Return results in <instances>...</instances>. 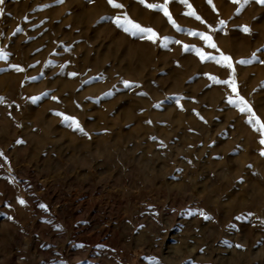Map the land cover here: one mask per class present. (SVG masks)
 <instances>
[{"label":"rangeland","instance_id":"374dc122","mask_svg":"<svg viewBox=\"0 0 264 264\" xmlns=\"http://www.w3.org/2000/svg\"><path fill=\"white\" fill-rule=\"evenodd\" d=\"M115 2L0 4V264H264V6Z\"/></svg>","mask_w":264,"mask_h":264},{"label":"snow or ice","instance_id":"6c2138e0","mask_svg":"<svg viewBox=\"0 0 264 264\" xmlns=\"http://www.w3.org/2000/svg\"><path fill=\"white\" fill-rule=\"evenodd\" d=\"M138 2L141 3L142 5L150 8V9L154 10V11L162 12L164 14V16L168 19V21L170 23H172L173 26H176L174 20L171 17V14L169 13V11L167 9V4L170 2V0H165L164 4H146L145 0H138ZM175 2L183 3L189 9V11L185 12L184 15L192 16L196 20L204 23L202 18L196 14L195 10L188 3V0H175ZM232 2L238 4L237 11L235 13L236 15H240V13L243 11L244 7H246L248 4L253 3V2L259 3L262 6H264V0H232ZM3 3H4V0H0V4H3ZM57 3H63V0H57ZM108 3L110 6H112L114 8H123V5L116 3L115 0H108ZM209 3H211V0H209ZM213 10L215 11L214 6H213ZM0 12H2V9H0ZM114 23H116L117 27L121 28L126 33H129L133 36L139 35V36H141V38H147V39L151 40L153 43L157 42L158 34L153 29L142 27L138 23L131 21L126 14L123 16V18H121L120 16H117L114 20ZM219 23L221 25V28H223V26L225 25V22L223 20H221ZM176 27H178V26H176ZM240 30L244 33H250L251 32V30L247 26H242L240 28ZM17 31H20V29L18 28ZM187 34L191 35V36L198 37L199 39L205 41L206 46L217 49V51H219V49L217 48V45L214 42H212L211 36H209L205 33L195 32V31H189ZM167 39H168L167 37L164 38L165 41ZM175 43H181V42L175 41ZM162 46L166 47L167 45L162 44ZM184 50L185 51H193L194 50L196 52V54L200 57L202 62H204L206 60L214 61L217 64H219L223 67L230 68V69H232V71H234L231 57H229L223 53H221L219 57L207 55V54L203 53L202 50L195 49L194 46H189V45H184ZM4 58H6V57L3 53V50L0 49V59H4ZM255 59H256V54L254 53L252 59L240 60V61H237V63L249 64V63L254 62ZM13 67H15V69L17 71H23V69L19 68V66H13ZM70 75L75 76L76 74L71 73ZM211 78L213 80H216L215 77H211ZM216 82L229 84V86H231L233 88V91L234 92L236 91V86H235L234 80H226V81L216 80ZM124 83H125L126 87L130 86L129 82L126 81ZM45 95H47V93H45ZM142 95H146V94H142ZM34 99H38V98H34ZM53 99H56V98L53 97ZM3 102H4V98H0V103H3ZM228 102L236 104L239 107V110L241 112H248L251 114V116L247 122L249 124L253 125V128L255 131H258L261 133L262 138L259 141V143L261 145H264V122H261L259 120V118L255 116V114L252 112V109L250 108V106L247 105V103L243 100V98L238 97L237 100L229 99ZM158 106L159 105H156V107H158ZM55 114L62 116L63 120L68 122V127L72 128L74 131H79L82 134L87 135V133L84 132V129L79 124V121L76 120L74 117H67V116H64L62 113H55ZM201 119H203V118L201 117ZM147 123H151V121H147ZM153 139H155V138H153ZM17 142L23 143V141H17ZM0 155H2V153H0ZM260 155L264 156V149L261 150ZM18 202L22 205L25 203V201L22 199H19ZM41 207H44V206L41 205ZM204 219L208 220V219H211V217L204 215ZM157 264H158V262H157Z\"/></svg>","mask_w":264,"mask_h":264}]
</instances>
